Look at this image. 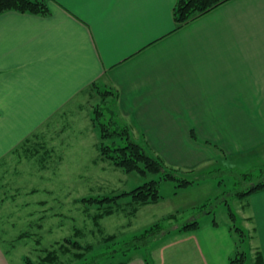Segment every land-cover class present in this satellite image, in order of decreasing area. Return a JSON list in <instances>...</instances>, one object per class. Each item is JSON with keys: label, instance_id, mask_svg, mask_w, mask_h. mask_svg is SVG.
<instances>
[{"label": "crops", "instance_id": "obj_1", "mask_svg": "<svg viewBox=\"0 0 264 264\" xmlns=\"http://www.w3.org/2000/svg\"><path fill=\"white\" fill-rule=\"evenodd\" d=\"M176 1L56 0L48 14L0 13L6 186L13 166L43 150L50 156L57 138L66 134L65 145L74 144L82 133L74 122L81 115L92 122L94 83L117 89L123 122L169 166L206 171L229 158L239 169L264 164V0H228L179 28ZM237 213L264 257V189L239 199ZM216 221L179 232L173 257L230 264L231 223ZM0 264H12L1 242ZM126 264H146L144 255Z\"/></svg>", "mask_w": 264, "mask_h": 264}, {"label": "rangeland", "instance_id": "obj_2", "mask_svg": "<svg viewBox=\"0 0 264 264\" xmlns=\"http://www.w3.org/2000/svg\"><path fill=\"white\" fill-rule=\"evenodd\" d=\"M86 95L87 92L82 96L86 98ZM109 98L112 100V97ZM100 99V96L95 95L90 101L102 103ZM90 110L93 116L92 108ZM119 120L125 121L121 116ZM74 125L82 133L77 138L73 137L72 146L65 145V134L64 138H57V145L50 156L43 150L31 159L22 160L18 169L13 166L6 176L9 181H14L11 186L5 185L7 180L0 179V242L12 264H26L27 257L39 262L47 249L56 247L66 236L77 237L99 250L106 236L116 235L122 241L156 222L171 226L194 218L200 223L206 220L213 222L215 219L230 221L228 207L223 202H216L213 213H207L201 206L227 193L233 210L237 212L239 199L232 193L250 186L249 179L241 180V173L264 166L251 165L239 169L232 166L233 159H223L218 161L216 167L186 174L189 177L201 176L202 179L196 184L179 187L176 181L160 180L162 196L159 202L142 205L133 214L132 206L128 205L131 198L124 196L121 199L124 210L96 221L95 215L101 212L100 205L89 203L84 198L130 191L148 180L159 179L160 174L144 176L137 172H127L113 162L102 159L99 130L91 120L88 122L81 115ZM135 138L139 142H147L137 135ZM147 145L155 154L151 146ZM206 175L212 176L202 177ZM202 181L209 183L198 184ZM11 195L16 197L13 199ZM29 212L30 216L25 215ZM30 222L31 226L28 225ZM33 223L40 224V227L37 228ZM77 229L78 233L75 232ZM179 235L182 233L173 230L153 242L152 264H182L177 257H173L174 251L181 249L183 240L176 238ZM161 252L162 257L159 254ZM145 253V248H142L136 250L134 255ZM63 264H77V261L64 257Z\"/></svg>", "mask_w": 264, "mask_h": 264}, {"label": "trees", "instance_id": "obj_3", "mask_svg": "<svg viewBox=\"0 0 264 264\" xmlns=\"http://www.w3.org/2000/svg\"><path fill=\"white\" fill-rule=\"evenodd\" d=\"M226 1L228 0H177L174 6L176 27H182ZM51 2H56V0H0V13L16 10L35 14H48L51 11ZM89 89L92 96H100V100H102V103L97 102L94 104L92 116V123L99 130L100 135V157L113 162L127 172H137L144 176L151 173L160 174L159 179L148 180L130 191L84 198L89 203L100 205L101 212L95 215L96 221L106 215L124 210L125 207L121 202L124 196H130L131 201L128 205L132 206L131 213L133 214L142 205L159 202L162 196L159 187L160 180L176 181L177 186L184 187L202 179L201 176L189 177L186 175L194 172V170H182L169 166L161 156L150 151L147 142L136 140L131 125L119 120L117 89L111 86L103 88L97 83H94ZM109 97H112V100ZM241 175V180L249 179L252 181L248 180L250 186L245 189L233 192L234 197L242 200L253 192L264 189V166L253 168L241 173ZM210 176L212 175L202 177ZM217 201L223 202L228 207L230 229L235 242V251L230 257V264H264L261 249L252 244V231L243 224V219L233 210L227 193L202 205V210L213 213ZM213 222L216 225L218 224L216 219ZM200 227L201 223L197 218L171 226L156 222L142 232L122 241L118 240L116 235L106 236L103 238V247L99 250H96L91 243H83L77 237L66 236L57 243L56 247L47 249L44 256L40 257L39 262L27 257L26 264H63L64 257L67 260H70V258L76 260L77 264H107L110 260L113 261L108 264H126L134 252L142 248H145L146 251L143 254L146 264H152L151 245L154 241L173 230L179 233L196 230ZM75 232L78 233V229ZM90 253L92 255H89Z\"/></svg>", "mask_w": 264, "mask_h": 264}]
</instances>
